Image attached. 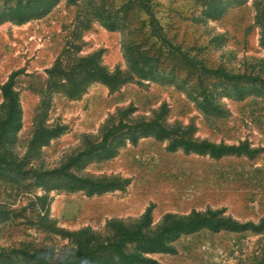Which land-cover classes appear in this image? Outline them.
<instances>
[{
	"label": "rangeland",
	"instance_id": "1",
	"mask_svg": "<svg viewBox=\"0 0 264 264\" xmlns=\"http://www.w3.org/2000/svg\"><path fill=\"white\" fill-rule=\"evenodd\" d=\"M16 5L0 0V127L12 75L21 107L0 247L56 260L121 225L155 237L208 209L264 219V0H30L26 20ZM162 236L124 250L134 264H264V232Z\"/></svg>",
	"mask_w": 264,
	"mask_h": 264
},
{
	"label": "trees",
	"instance_id": "2",
	"mask_svg": "<svg viewBox=\"0 0 264 264\" xmlns=\"http://www.w3.org/2000/svg\"><path fill=\"white\" fill-rule=\"evenodd\" d=\"M74 1V0H69ZM40 2V1H39ZM32 8L30 7V0H17L16 10L19 14L20 20H26L33 16ZM14 75L5 82L2 86V93L6 102L7 113L6 119L0 127V164L6 159V147H5V137L6 139L9 136H15L17 130L21 126V107L19 104L18 93L13 89L14 85ZM205 144V143H204ZM201 146L199 151L203 152L204 150L209 151L212 154L223 155L225 153L237 152L242 149V146H215L208 143L207 145ZM207 148V149H205ZM202 228H207L213 232H219L222 230L243 232V231H252V232H264V219L260 220L258 223L254 221H245L240 222L233 219L230 216L223 215V209L218 210H206L203 213H193L192 215L184 218L175 220L168 226L167 230L177 229L183 233H192L201 230ZM142 228L130 229L124 227L123 225L119 226L113 234L112 237H109L105 240L95 239L91 244H88L89 241L82 243L80 240L77 243L74 251L70 254V258H59L56 260H51L45 255L41 254L39 250H29L25 249L22 253L18 252V249L14 248L7 252L5 247H0V264H16L19 261V257L16 254L21 255L26 264H83L81 261L85 260L87 256L98 257L97 264H110V260L114 257H119V259L126 264H134L136 261H143L145 258L140 254H133L125 252L124 248L128 243H157L161 244L163 241V234L161 232L155 237H146L147 235L142 232ZM162 245V244H161ZM86 249L87 252L83 254L82 250ZM264 252V249H263ZM263 254V253H261ZM104 259V260H101ZM81 260L80 262H77Z\"/></svg>",
	"mask_w": 264,
	"mask_h": 264
}]
</instances>
